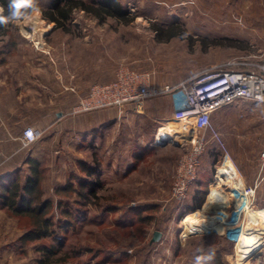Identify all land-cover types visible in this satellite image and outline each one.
Returning <instances> with one entry per match:
<instances>
[{
    "label": "rangeland",
    "instance_id": "rangeland-1",
    "mask_svg": "<svg viewBox=\"0 0 264 264\" xmlns=\"http://www.w3.org/2000/svg\"><path fill=\"white\" fill-rule=\"evenodd\" d=\"M120 1L128 10L126 20L111 16L100 19L84 9H76L66 28H59L43 17L41 9H35L9 27L0 28V34L13 37L22 34L28 43L27 51L20 54L25 52L30 63L36 64L40 53L48 67L68 72L64 78H73L75 71L89 77L110 65L115 75L120 66L128 65L150 72L156 85H176L208 69L244 67L257 61L264 51V9L253 11L257 16L249 18L241 15L244 11L239 14L229 9L217 15L215 10L203 9L201 0ZM2 10L0 5V15ZM20 59L18 64H26ZM170 96L153 98L159 100L155 111L149 112L146 103L143 113L132 109L133 116L126 109L101 111L104 119L113 120L107 129L103 125L96 127L92 138L87 132L83 134L73 128L71 117L63 116L60 123L63 134L44 148H38L44 168V194L54 201L56 184L65 182L71 172L84 175L77 165L79 159L99 161L104 180L98 191L99 204H90L86 217L66 233L65 245L56 256L65 260L47 264H201L200 258L207 250L220 248L222 264H232L236 240L231 245L218 235L227 236L231 230L234 237L242 231L246 209L257 204L264 208V187L258 188L261 195L258 198L257 190L254 205L244 195L230 199L224 216L217 210L221 207L218 204L204 209L211 193L208 191L198 209L218 216L225 227L188 232L182 222L186 214L183 209L194 203L193 190L183 201H175L171 195L175 167L187 145L178 139L155 141L162 122L172 115ZM247 117L233 123L223 138L234 165L242 173L239 174L242 184L255 180L264 183V108ZM205 135L209 140V133ZM206 147L199 166L204 181L217 171L218 166L215 168L211 160L220 153L213 141ZM24 160L18 166L21 177L28 171ZM224 161L225 157L221 156L218 165ZM257 171H261L262 177H256ZM214 177L215 173L213 182ZM224 188L229 189L227 182ZM221 204L224 205L223 200ZM149 205L156 206L140 210ZM54 214L57 216L58 210ZM146 214L151 217L143 221L141 216ZM30 226L29 215H16L0 208V264H41L38 246L41 242L51 243V239L21 242L20 236ZM155 230L161 236L153 241ZM250 263L264 264V243L239 259V264Z\"/></svg>",
    "mask_w": 264,
    "mask_h": 264
},
{
    "label": "crops",
    "instance_id": "crops-1",
    "mask_svg": "<svg viewBox=\"0 0 264 264\" xmlns=\"http://www.w3.org/2000/svg\"><path fill=\"white\" fill-rule=\"evenodd\" d=\"M201 4L205 10L217 11V15H219V11L229 9L237 11L239 14H241L240 11H244V14L241 15L249 18L251 16H257V13L253 11L264 9V0H201ZM211 19L216 20L214 18ZM19 38L23 40L20 41ZM24 38L20 33L14 37L0 34V161L3 155L10 156L0 166V174L18 169L20 160L25 159L28 154L36 155L41 160L40 149L58 138L60 133L63 134V126L60 124L65 118L63 116L71 117L73 128H76V130L83 134L87 132L88 136L92 138L95 136L96 127L103 125L107 129L113 120L112 117L111 119H104L101 111L119 112L117 109L109 107L87 112L70 113L71 107L77 102L80 96L87 93L92 84L106 82L113 78L114 71L112 65L89 77H82L80 72L78 75V72L75 71L72 73L73 78H64V75H67L68 72L65 69L59 70L55 67H48L45 58L40 53L38 58L36 54L34 55L38 61L36 64L30 63V59L28 55L25 56V52L21 55L20 53L27 51L25 46L28 40ZM19 59L22 62L26 61V64H18ZM167 84L172 85L171 83L156 85L154 81H151V85L154 88H160ZM163 94L170 96L167 92H159L148 97L146 107L149 112L150 110L155 111L156 103L159 102L158 99L153 98ZM170 102L172 106V99ZM127 108L126 111L128 114L131 112L129 115L133 116L135 113L132 112L131 106L128 105ZM263 108V102L239 101L216 110L212 114L211 120L223 137V135L225 136L229 133L228 131L233 123L235 124L241 121V119L247 120V115L255 116ZM140 116L142 117L143 115ZM152 116H155L154 112ZM141 117L140 119L142 120ZM26 125L34 127L41 135L29 146L24 147L20 136ZM210 141H213L217 150L221 153L217 154V157L212 158L211 162L213 164L215 163V168L216 166H218L217 168L222 167L225 161L220 166L218 164L221 161V156L224 157L223 152L209 133L208 142ZM204 153L206 155V152ZM237 170L242 176L240 169L237 168ZM199 171H202V166L201 168L199 167ZM256 173V177H262L263 175L261 171H257ZM247 177H255V175H247ZM212 183L213 179L208 184V191H211L210 185ZM255 183H257V190L258 188L262 189L264 187V183L259 182V180L243 182V185ZM196 186L197 182L191 186L190 190L194 191ZM260 192V189L258 193L256 192L258 198H260ZM188 194L190 195V193Z\"/></svg>",
    "mask_w": 264,
    "mask_h": 264
},
{
    "label": "built area",
    "instance_id": "built-area-1",
    "mask_svg": "<svg viewBox=\"0 0 264 264\" xmlns=\"http://www.w3.org/2000/svg\"><path fill=\"white\" fill-rule=\"evenodd\" d=\"M246 65L208 69L176 85L167 84L160 88L151 85L150 72L122 65L111 80L92 84L87 93L80 96L71 107L70 113L109 107L122 112L128 105L135 112L143 113L148 97L159 92L170 93L173 112L169 118L164 119L162 125L170 122L173 129L166 138H158L156 133L155 141L178 139L181 144L187 145L186 151L176 164L171 186L172 198L175 201H183L198 179L201 158L208 143L206 132H209L217 142L225 159L231 158L224 138L211 120L212 114L224 106L239 101L264 103V51L257 61L248 62ZM40 135L41 133L34 127L26 125L20 136L23 146H29ZM9 157L3 155L0 166ZM218 171L219 168L215 172V179L218 177ZM222 177L227 178V175L223 174ZM256 189L257 183L244 184L242 187L241 195L247 197L252 205L255 202ZM230 233L231 230H228L227 234L231 235ZM237 237V233L232 237L234 242L235 240L237 242Z\"/></svg>",
    "mask_w": 264,
    "mask_h": 264
},
{
    "label": "trees",
    "instance_id": "trees-1",
    "mask_svg": "<svg viewBox=\"0 0 264 264\" xmlns=\"http://www.w3.org/2000/svg\"><path fill=\"white\" fill-rule=\"evenodd\" d=\"M12 2L13 0H0V5L3 8L0 16L8 18L6 23H0V28L9 27L14 20L23 18L35 9H41L43 17L48 21L55 22V26L59 28H66V22L71 19L72 12L76 9H84L100 19L111 16L119 20H126L128 13L120 0H49L48 2L18 0L21 3V8L18 10L20 14L15 18H9ZM170 34L172 35L174 32H170ZM24 161L28 164V171L22 177L18 174L19 169L0 174V208H6L16 215L27 214L30 216L31 226L20 236L21 242L51 239V243L41 242L38 246V250L42 253L41 264L64 261L65 259L56 256L61 247L65 245L66 233L86 217V211L90 204H99L100 194L98 191L104 185V180L101 177L103 174L101 163L79 159L77 165L84 175L71 172L65 182L56 184L54 193L57 195V199L54 201L53 198L44 194L42 187L44 168L41 161L31 154H28ZM198 174L197 186L192 194L194 203H188L183 209L184 213L202 206L208 192L207 184L213 179V173L206 181L203 180L205 176L200 175L201 171ZM203 182L205 186H202ZM155 206L149 205L146 208H140V210L152 209ZM54 210H58L57 216H55ZM150 217L151 215L148 214L141 216L143 221ZM218 236L227 240L231 245L234 244L231 236ZM222 250L221 248L207 250L200 258L201 264H222L220 259ZM73 252H78V250Z\"/></svg>",
    "mask_w": 264,
    "mask_h": 264
},
{
    "label": "bare ground",
    "instance_id": "bare-ground-1",
    "mask_svg": "<svg viewBox=\"0 0 264 264\" xmlns=\"http://www.w3.org/2000/svg\"><path fill=\"white\" fill-rule=\"evenodd\" d=\"M168 124H170V122L159 127V131L157 132L158 138L169 137L173 128ZM223 174L227 175V181L224 177H222ZM241 181L242 180L238 173L237 167L234 165L232 159L227 157L223 166L219 167L217 179L210 185V188L211 186L213 187L204 209H207L210 204H218L221 206L217 208V210L220 212V215H226L227 213L225 208L229 200L242 194L243 184ZM225 182L229 184V189H225L222 186ZM222 200L224 201L223 206L221 204ZM208 210H211V208ZM182 222L184 224V228L190 233L193 231L202 232L217 228L222 230L225 227L223 220L218 216L204 214L203 210L199 209L189 212L188 214H184ZM186 234L188 233L186 232ZM263 243L264 208L259 207L257 204L246 209L244 226L237 237L235 246L236 257L232 264H239L240 257H247L253 250L260 247Z\"/></svg>",
    "mask_w": 264,
    "mask_h": 264
},
{
    "label": "clouds",
    "instance_id": "clouds-1",
    "mask_svg": "<svg viewBox=\"0 0 264 264\" xmlns=\"http://www.w3.org/2000/svg\"><path fill=\"white\" fill-rule=\"evenodd\" d=\"M10 7H11V13L9 18H15L20 14L18 10L21 8V3L18 2V0H13ZM7 19L8 18H5L4 16H0V23H6Z\"/></svg>",
    "mask_w": 264,
    "mask_h": 264
},
{
    "label": "water",
    "instance_id": "water-1",
    "mask_svg": "<svg viewBox=\"0 0 264 264\" xmlns=\"http://www.w3.org/2000/svg\"><path fill=\"white\" fill-rule=\"evenodd\" d=\"M59 114H60V113H59ZM160 236H161V232L158 231V230H155V231H154V234H153V237H152V240H153V241L159 240Z\"/></svg>",
    "mask_w": 264,
    "mask_h": 264
}]
</instances>
